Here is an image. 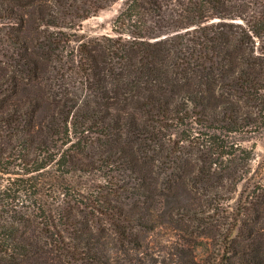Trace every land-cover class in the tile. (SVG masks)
Returning <instances> with one entry per match:
<instances>
[{
  "label": "trees",
  "instance_id": "1",
  "mask_svg": "<svg viewBox=\"0 0 264 264\" xmlns=\"http://www.w3.org/2000/svg\"><path fill=\"white\" fill-rule=\"evenodd\" d=\"M115 1L0 0V264H137L160 227L140 202L181 182L204 202L169 220L221 221L225 249L173 254L264 264V186L230 204L264 128V0H126L116 36L78 33Z\"/></svg>",
  "mask_w": 264,
  "mask_h": 264
},
{
  "label": "rangeland",
  "instance_id": "2",
  "mask_svg": "<svg viewBox=\"0 0 264 264\" xmlns=\"http://www.w3.org/2000/svg\"><path fill=\"white\" fill-rule=\"evenodd\" d=\"M125 2L126 0H117L98 13L83 19L77 28L78 33L86 40L102 38L107 35L116 36L114 19ZM34 25L29 21L24 30L23 34L28 40L37 34V29ZM247 144L255 147V158L252 161L251 174L239 184L238 190L234 194V199L230 203L234 207L237 206L239 199L241 197L245 198L257 184L264 186V128L260 132L249 136ZM201 202H204L203 195L192 189L185 182L179 183L169 192L168 196H160L155 202H140L139 209L145 210L147 208L150 210L160 227L155 231L142 232L143 247L141 254L136 252V255L140 258L137 264H184L187 260L186 257L180 256V254H173L176 250L171 248V242L168 241V238L177 240L182 244L185 243L187 246H196V253L201 254L203 257L219 251L223 255L225 248L220 232L225 231V228H227L226 224L218 221L213 228H217L219 232L200 233L199 226L196 228L199 224L198 221L179 218L181 216L178 214H173L177 220H169L171 210L180 208L184 204L190 206L191 203L196 205ZM252 222L254 224L256 220ZM257 227L264 232V218L257 223ZM235 244L240 252L247 246L246 240L241 239L239 243L235 242ZM259 246L264 248V235L259 240Z\"/></svg>",
  "mask_w": 264,
  "mask_h": 264
}]
</instances>
